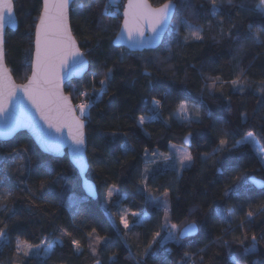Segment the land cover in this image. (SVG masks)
<instances>
[{"label":"trees","instance_id":"trees-1","mask_svg":"<svg viewBox=\"0 0 264 264\" xmlns=\"http://www.w3.org/2000/svg\"><path fill=\"white\" fill-rule=\"evenodd\" d=\"M120 1L125 4L127 0ZM107 2L96 0L88 25H85L83 15L70 13L72 34L79 47L85 52L92 49V52L86 57L87 74L81 80L70 82L72 87L65 86V93L73 104H77L83 99L79 92H92L93 74L94 87L99 91L102 73L107 67L115 66L107 91L95 101L85 119L87 179L96 185L98 198L92 201L85 197L80 178L66 156L53 159L43 155L24 133L10 142H0V156L13 154L17 149H28L27 169L22 174L16 172L11 160L0 168V195L12 193L4 202L7 207L0 205V227L8 225L10 241L0 247V264L16 261L18 242L36 245L45 236L48 242L54 239L63 242L50 259L21 256L16 264H93L97 261L111 264L113 257L116 264H136L133 257L153 244L156 232L161 235L153 244L155 254L145 257L143 264H200L201 258L204 264H232L233 256L239 259V264H264V212L259 211L264 207V189L257 190L250 183L251 178L264 182V163L251 145L233 147L235 140L255 132L264 153V31H261L264 16L236 7L243 3L246 9H252L259 0H233L232 7L228 6L227 0H217L223 6L215 17L211 15L209 0H182L172 23L187 19L203 29L202 40L189 39L185 43L187 29L181 27L178 33L166 34L157 50L142 54L113 47L112 40L122 21V4L119 2L118 13L116 8L112 12L109 9V13L115 15H103ZM148 2L153 7H160L166 0ZM14 3L18 28L16 32L6 34L5 60L15 82L23 84L31 71L34 26L41 0H14ZM86 3L87 0H76L72 7L77 9ZM98 23L107 26L106 30L100 31ZM249 24L253 31H260L262 42L249 44L238 52L239 42L252 34ZM229 29L231 36L227 34ZM100 36L103 40L97 47ZM117 53H123L122 60ZM145 69L149 76L142 75ZM241 71L244 90L238 91L231 81L240 76ZM202 74L219 77L214 88L207 87L213 81L202 79ZM153 98L161 100L160 118L140 127L136 118L148 114ZM182 102H187L191 111L186 122L177 117ZM193 105L200 109L199 117ZM241 113L248 114L246 122L241 119ZM112 132L117 133L115 139L109 135ZM224 132L229 134V143L214 152ZM187 136L191 143L187 149L194 158L191 166L178 171L170 166V162L166 164L157 156L158 163H148L152 171L147 182L150 198H146L149 192L139 191L143 187L141 173L146 160L152 159L153 152L168 154L171 145L185 147L183 141ZM126 141L133 149L127 154L120 147ZM146 147L149 149L147 158ZM204 156L207 158L202 159ZM60 173L66 179L55 182ZM237 176L242 178L233 184ZM41 180L48 181L44 190L39 189ZM112 185L116 186V192L106 203L104 195L107 187ZM228 185H232L233 190L225 195L224 189ZM165 191L169 193L166 204L171 210L169 223L182 228L196 220L199 225L196 237L161 246L164 208L156 207L153 201ZM70 198L78 202V207L70 206ZM217 208H233L234 212L223 220L217 215ZM249 210L256 215L251 223L245 222L240 228V221ZM125 211L128 229L118 219ZM132 212L139 215L133 217ZM230 226L236 230L227 232ZM92 229H96V233L90 238L88 233ZM244 233L249 240L242 245ZM252 234L258 240L256 251L241 258L243 247L251 245ZM96 235L104 239L97 243ZM217 238H220L219 243L214 242ZM72 239L80 241L79 252L72 246ZM205 246L206 251H200ZM185 252L190 253L191 258L185 257Z\"/></svg>","mask_w":264,"mask_h":264},{"label":"snow or ice","instance_id":"snow-or-ice-1","mask_svg":"<svg viewBox=\"0 0 264 264\" xmlns=\"http://www.w3.org/2000/svg\"><path fill=\"white\" fill-rule=\"evenodd\" d=\"M95 2L96 0H87L86 4H81L77 9H73L72 5L75 4V0H42L39 15L36 18L34 26L35 52L34 59L31 61L30 65L31 75L27 77V83L17 86L12 82L10 70L7 69L5 64L4 35L6 24L15 25L16 23L14 18L15 3L14 0H0V139H7L20 129L27 128L36 136L45 151L56 152H59L61 147L67 143V140H70L71 143L69 147L72 152V161L81 171H83L88 164L85 156V119L88 117L89 110L95 101L107 91V84L113 79L115 73V66L106 68V71L102 73L103 79L99 80L101 86L99 91L94 87V73L92 92L90 93L87 90L79 92L78 94L83 97V99L77 104H73L70 96L65 95L63 92L65 81L70 82L74 75L82 73L88 66L86 57L91 55L92 52V49H89L87 52L82 51L78 46L76 39L71 34L69 15L70 13L83 15L85 17V25H88L91 23L89 17ZM209 2L211 4V15L215 17L221 11L223 3L221 2V4H218L217 0H209ZM179 3H182V0H166L160 7L152 8L146 3V0H128L123 11V23L119 26L120 31L113 38L112 43L115 47H123L124 43H127L128 47L132 50H139L146 47L151 48L160 43L166 33L171 36L172 33H178L181 27L187 29V35L184 37L185 43L189 39L201 41V32L203 31L201 27L191 24L184 18H181L177 24L172 23ZM227 4L229 7H232L233 0H227ZM118 5L119 0H108L102 14L115 15L116 13H109V8H116L118 13ZM236 7L240 11L249 10L260 16H264V0H259V3L252 9H246L243 3ZM223 23L224 21L221 20L220 24L223 25ZM106 27L107 26L101 23L97 24V28L100 31H105ZM233 27H235V25H233ZM249 31L252 34L243 42H239L238 52L243 51L249 44H259L262 42L260 31H253V26L251 24H249ZM261 31H264V26H262ZM146 32L148 35L145 34ZM221 33L222 35L224 34L223 29H221ZM227 34L231 36V29H229ZM87 39L88 38L85 37L86 41ZM102 40L103 36L97 37V47L100 46ZM169 51L171 53V49H169ZM117 55L121 60L123 59V53H117ZM142 75L149 76L150 73L145 69ZM242 76L243 72L241 71V75L231 81V85L238 91L244 90V81L241 79ZM201 78L213 81L211 85H207L209 88H214L216 82L219 80V77H204L203 74ZM69 87H72L70 83ZM262 88H264V84H262ZM192 108L196 116L199 117L200 109L195 105H193ZM147 111V115H140L136 118L138 126L143 127L145 123H150L160 118L161 100L153 98L152 106ZM188 111L187 102H182L179 105L178 114L184 115ZM241 119L246 122L248 114L241 113ZM65 132L67 133V140ZM109 135L115 139L117 133L112 132ZM228 135L227 132L223 133V138L219 139V146L214 149V152L221 150L229 143L227 139ZM187 140L188 137H185V142H187ZM242 144L253 145L254 151L260 149V141L255 132H248L242 139L235 140L233 147L235 148ZM120 147L125 154L133 150L132 146L128 144L127 141ZM27 151V148H22L17 149L13 154L0 156V168H2V165L6 161L11 160L16 166V172L22 174L27 169ZM148 152L149 149L146 147L144 149L146 158ZM261 155H264V153H261ZM157 156H159L164 163L172 161L173 165L178 164L181 170L190 167L194 159L192 153L188 151H179L175 155L153 152L152 159L146 160L145 167L141 173L143 187L140 188L139 191L149 192V197L146 198H150V189L147 182L152 171V169L148 167V163H158L155 159ZM201 158L206 159L207 156ZM21 161L24 163H20ZM241 178L240 176L235 177L233 184ZM61 179H66L63 173L58 175L57 181L55 182ZM47 186L48 181H40V190H44ZM232 190L233 186L228 185L224 189V194L228 195ZM89 191L91 192V186H89ZM115 192V185L107 187L105 200L111 201ZM11 195V192L0 195V205L7 207L4 202L11 198ZM168 196L169 193L165 191L153 201L156 207L164 208V223L161 227L167 230V236L161 246L168 241L179 243L181 240L199 231V225L194 219L186 223L182 228L169 223L171 219V210L166 207ZM70 199L72 201L70 206L78 207V202L74 198ZM259 211L264 212V207H261ZM233 212V208L216 209L217 215L223 220H227L231 217ZM127 215V211L120 215V222L125 229L129 228V223L126 218ZM131 215L136 217L139 214L132 212ZM255 215L256 213L249 210L245 218L240 221L239 227L243 228L245 222L251 223ZM7 228L8 225L6 224L0 227V247H4L10 243ZM235 230V227L230 226L226 231L233 232ZM94 233H96V229H92V232L88 233V236L93 238ZM68 235L71 237L72 234L68 233ZM160 235V232L155 233L153 244L156 242L155 238L160 237ZM94 239L99 243L104 238L96 235ZM247 240H249V236L247 233H244L241 244L243 245L244 241ZM250 240L251 245L243 247L240 253L241 258L256 251L258 243L257 236L252 234ZM214 242L219 243L220 238H217ZM62 243L60 239H54L48 242L47 236L36 245L29 244L27 241L18 242L15 246L16 261H19L21 256L29 257L30 254L37 257L42 255L45 260L50 259L56 247L58 245L62 246ZM224 243L227 244V241H224ZM71 244L77 252L80 251L79 240L72 239ZM153 244H149L139 256L133 257V259L136 260V264H143V259L145 257L155 254L152 251ZM206 248L207 246L200 251H206ZM168 251H171V249H168ZM92 252L95 254L96 248L93 247ZM129 252L131 255L130 249ZM184 256L191 258V254L188 252H185ZM110 259L111 264H116L114 257ZM231 259L232 264H239V259H237L236 256H233ZM16 261H12L10 264H16ZM97 264H99V261H97ZM200 264H204L203 258H201Z\"/></svg>","mask_w":264,"mask_h":264},{"label":"water","instance_id":"water-1","mask_svg":"<svg viewBox=\"0 0 264 264\" xmlns=\"http://www.w3.org/2000/svg\"><path fill=\"white\" fill-rule=\"evenodd\" d=\"M76 1V0H75ZM128 0L125 2L123 8H122V14H121V17H122V21H121V24L123 23V11H124V7L125 5L127 4ZM146 3L152 7V8H158V7H153L149 2L148 0H146ZM41 4H42V0H41ZM14 18H15V25H7L5 26V38H6V34L7 32H16L17 28H18V24H17V17H16V13H15V10H14ZM173 21V20H172ZM69 27H70V30H71V25H70V15H69ZM119 31H120V28H119ZM118 31V32H119ZM35 33V32H34ZM71 34H72V30H71ZM146 35H148V33L146 32L145 33ZM167 34V33H166ZM166 34L164 35V37L166 36ZM73 35V34H72ZM74 37V36H73ZM163 37V39H164ZM34 39H35V35H34ZM163 39L160 43L156 44L154 47H151V48H143V49H139V50H132L128 47L127 43H124L123 47H115L114 44L112 43L113 47L117 50H125L129 53H132V54H142L144 52H149V51H155L157 50L160 45L162 44L163 42ZM78 44V42H77ZM79 46V45H78ZM34 52H35V46H34V42H33V54H32V60L34 59ZM87 59V58H86ZM88 61V60H87ZM5 64H6V60H5ZM7 67V65H6ZM8 69V67H7ZM88 69H89V63H88V66L85 68V70L78 74V75H74L70 82L72 81H78V80H81L88 72ZM9 70V69H8ZM30 75H31V71H30ZM29 75V76H30ZM10 78L12 80V82L17 85V86H20V85H23L25 83H27V80L23 83V84H17L15 82V80L13 79L12 75H11V72H10ZM69 81H65L64 83V87H63V92L65 95H67L65 93V86L67 84L70 83ZM27 102V101H25ZM73 103V102H72ZM86 127H87V122L85 121V128H84V134H85V137H86ZM27 134L30 139L33 141V143L35 144V146L37 147V149L45 156L47 157H50V158H53V159H62L64 158L65 156L68 158V161L70 162V164L73 166V168L75 169V171L77 172L79 178H80V181H81V189L85 195L86 198L92 200V201H96L97 198H98V194H97V188H96V185L92 182V181H89L87 179V174H88V171H89V164H87V167L81 171V169L77 166L74 165L73 161H72V152H71V148L69 147L71 141L70 140H67V133L65 132V136H66V140H67V143L61 147V149L59 150V152H56V151H45L44 148L41 146V144L39 143V141L37 140L36 136L27 128L25 129H20L18 132H16L14 135L8 137L7 139H0V142L1 143H7V142H10L12 141L16 136H18L19 134ZM188 137V140L187 142H185V139L183 141V145L186 147V148H190L191 147V143H190V137ZM86 152H87V137H86V151H85V156L87 158V155H86ZM88 161V160H87ZM250 183L251 185L257 189V190H263L264 189V182L261 181V180H258L256 178H251L250 179ZM89 186H91V192L89 191ZM198 235V232L192 236H189V237H186L185 239L183 240H186V239H190V238H194ZM182 240V241H183ZM93 264H97V262L93 263ZM99 264H101V262H99Z\"/></svg>","mask_w":264,"mask_h":264},{"label":"rangeland","instance_id":"rangeland-1","mask_svg":"<svg viewBox=\"0 0 264 264\" xmlns=\"http://www.w3.org/2000/svg\"><path fill=\"white\" fill-rule=\"evenodd\" d=\"M119 2H121L120 0H119ZM121 4H122V8H123V6H124V2H121ZM110 10H111V12H112V9H114L113 7H110L109 8ZM115 10V9H114ZM79 102H81V101H79ZM189 109V108H188ZM177 117H178V119L179 120H181L182 122H186V121H188L189 119H190V117H191V111L189 110L186 114H184V115H179L178 113H177ZM186 117V118H185ZM249 145H251V144H249ZM173 146H174V148H173ZM252 147H253V149H254V146L253 145H251ZM179 151H188V149L187 148H185V147H183V146H177V145H171L170 147H169V152H168V154H177ZM189 152V151H188ZM255 153H256V155L260 158V160L264 163V156L263 155H261V153H262V150L261 149H259L258 151H255ZM170 162V166L171 167H173V168H177V170L178 171H181V169L179 168V165L178 164H175V165H173V162L172 161H169ZM167 164V163H166ZM187 168H189V167H186L185 169H187ZM184 170V169H183ZM105 196V195H104ZM105 202L107 203V201L105 200ZM105 203V204H106ZM105 208L107 209L108 208V206L106 205L105 206ZM120 215H121V213L118 215V219H119V221H120ZM112 221H114V218H112L111 219ZM120 224H121V222H120ZM121 225H123V224H121ZM163 234H164V236H163V241H164V239H165V237L167 236V230L164 228V231H163ZM162 241V242H163ZM169 242H171V241H168L167 243H169ZM164 244H166V243H164ZM23 246V245H22ZM29 256H33V257H37V256H34V255H32V254H30ZM39 257H41V258H43V256L41 255V256H39Z\"/></svg>","mask_w":264,"mask_h":264}]
</instances>
